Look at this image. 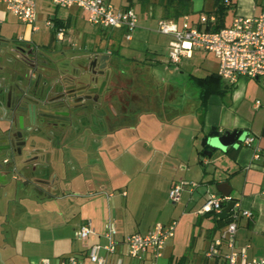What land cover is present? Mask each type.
I'll return each mask as SVG.
<instances>
[{
	"label": "crops",
	"instance_id": "crops-1",
	"mask_svg": "<svg viewBox=\"0 0 264 264\" xmlns=\"http://www.w3.org/2000/svg\"><path fill=\"white\" fill-rule=\"evenodd\" d=\"M231 1V11L237 15L235 17H253L264 12V0ZM191 2V14L186 17L190 24L197 23L199 15L213 9V0ZM4 10V5L0 4V66L4 68L0 78L7 76L8 81H31V88L44 87L48 98L61 95L65 89L63 81H35L43 68L32 71L13 58L15 48H41L30 38L27 40L22 37V41H18L19 37L13 38V45L5 40L2 27L7 21V15H4ZM156 11L161 13V7H156ZM158 19L151 22L157 24ZM182 21L183 18L180 23ZM38 31L32 32L31 29V34ZM54 40H49L48 45L42 47L49 48ZM17 43L24 44L20 46ZM196 52L201 51H195L190 58L182 59L178 66L182 65L183 60L192 59ZM215 60V70L204 66L201 68L202 73L190 71L186 81L197 88L190 81L217 74L219 63ZM214 81H221L220 89L226 86L228 90L223 94L209 96L204 109L201 108L198 88L188 96L168 82H163L165 90L145 92L143 97L131 90L129 103H124L121 97L115 103L105 90L96 101L86 100L82 112L76 113L70 103L63 110L68 118L66 127L50 130L49 133H52L48 142L36 140L34 146L29 148L44 150V154H37L39 160L32 182L35 184L32 188L36 190H27L22 186L24 194L21 189L19 192L14 190L13 198L0 207L1 264H30L26 258L17 262L16 256L10 255V247L7 245L9 241L4 236L6 230L3 228L8 216H23L27 212L38 222L37 225L22 228L23 232L28 236L29 232H33L34 242L48 251L36 264L44 258L52 264H60V260L70 256L86 259L90 247L105 243L102 234L108 223L114 224L117 240L122 243L125 237L145 233L155 223L169 224L174 220L177 222L174 235L165 244L161 257L154 258L152 253H147L139 261L123 256L122 264L204 262L203 253L225 229L226 223H217L214 214L201 215L198 211L208 195H216L215 186L224 182L231 189L228 197L253 215L250 220L242 219L239 222L235 236L236 248L245 250L250 258L263 256L264 84L260 79L244 76L239 77L233 86L227 85L222 79ZM77 82L72 81L71 86ZM138 84L139 87L142 84L151 89L163 88L162 84L158 86L159 83L155 81H142ZM98 85L95 81L91 88L95 89ZM111 87H114L111 81L105 83V89ZM168 93L172 94L170 98ZM175 105L179 108H174ZM145 118L149 119V125H146L144 135L140 128L144 127L141 121ZM127 120L133 121L131 127L122 126L121 123ZM154 121L159 124L155 132L154 127L150 131ZM23 124L26 129L31 127L29 119H25ZM211 128L221 133L240 130L244 135L243 140L249 136L254 138V142L252 146L241 145L242 141L239 142L233 148L239 149L235 157L219 151L206 157L202 154L203 149L189 146L203 138ZM127 131H130L132 140L123 152L132 151L134 163L121 161L122 151L116 154L119 152L117 147H122L123 138L129 135ZM40 135L35 132V137ZM256 149L259 151L257 158ZM15 169L29 177L28 171L21 164H17ZM159 179L165 187V205V199L175 184L195 182L198 186L195 189H184L178 202L173 203L175 207L168 211L167 205L163 209L164 204L160 206L157 203L155 184ZM25 185L31 186V182ZM16 186L19 185H15L14 189ZM162 214L167 216L161 222L159 219L163 217ZM207 222L209 226L203 229ZM85 223H90L94 234L86 241H79L76 233ZM121 251L123 248L120 245L117 254ZM117 257H111L108 264H115Z\"/></svg>",
	"mask_w": 264,
	"mask_h": 264
},
{
	"label": "built area",
	"instance_id": "built-area-1",
	"mask_svg": "<svg viewBox=\"0 0 264 264\" xmlns=\"http://www.w3.org/2000/svg\"><path fill=\"white\" fill-rule=\"evenodd\" d=\"M60 9L76 8L80 11L88 24L107 31L122 33L127 41L132 40V34L138 27V16L132 7L115 6L109 0H44ZM37 0H0L8 14L15 17L20 23L30 26L32 32L38 31L36 26ZM225 7H231V0H222ZM215 15H199L198 22L190 24L187 18L176 22L173 20L159 19L156 31L170 38L167 45V62L177 67L182 59L190 58L195 51L212 54L219 63L217 75L229 86L236 84L239 77L260 79L264 84V12L253 17H235L231 24L217 31L206 30L214 27ZM45 27L54 29L50 21L45 22ZM55 38L61 40L65 29L56 30ZM22 37L18 41H22ZM253 137H246L242 145L252 146ZM259 151L255 150V157ZM195 182H181L175 184L168 193L172 203L178 202L184 189L197 188ZM233 202L229 211L226 227L219 236L211 241L208 249L203 253L204 264H264V255L250 258L245 250L235 246V236L239 222L242 219L250 220L251 211L243 210L237 202L230 197L210 194L198 211V214H214L219 216L223 209ZM177 222L169 224L155 223L145 233H134L119 243L117 230L113 223L106 225L102 234L104 244H96L87 251L86 259L70 256L60 260V264H108L109 259L118 256L115 264H122V257L132 260H142L147 253H152L154 258L162 256L165 244L174 235ZM94 231L90 223L79 227L76 238L86 241ZM122 246L123 251L117 254V249ZM39 264H52L47 258L41 259Z\"/></svg>",
	"mask_w": 264,
	"mask_h": 264
},
{
	"label": "rangeland",
	"instance_id": "rangeland-1",
	"mask_svg": "<svg viewBox=\"0 0 264 264\" xmlns=\"http://www.w3.org/2000/svg\"><path fill=\"white\" fill-rule=\"evenodd\" d=\"M109 1L115 6H120V4H122L121 2H123V0ZM160 4V0H146V2L134 0V10L137 16L140 17L138 27L133 32L131 41H127L122 33L101 30L91 26L86 22L82 13L76 8L60 9L43 0H37L36 2V26L39 28L37 33L32 35L30 26L20 23L15 17L7 14L6 10H4V15H7V21L2 27V34L5 40L11 45H13V38L25 37L27 40L30 38L44 53L49 54V56L43 57L42 62H39V67L43 69H41L38 74V81H49L48 78L72 76L74 79L73 81H78L76 83L77 86H74V88L78 87L76 89L77 91L81 90L83 86H85L86 89L89 87L91 88L94 81H98V83L100 81H112L114 87L109 88L107 92L111 94L110 96L113 97L112 100L115 103L118 102V97H121L124 103H129L131 90L137 91L138 94L140 93L139 96L141 97H143L145 92H150L152 90L157 92V90L161 91V89L165 90L166 86L163 85V82H168L170 86L176 87L175 89L190 96L197 88L186 81L189 72L199 71L202 73L201 68L204 66L209 70H215L217 66L216 60L212 54L196 52L192 59L183 60L182 65L169 67L166 59V50L170 38L157 33L156 24L151 22V20H157L158 18L162 19V12L157 13L156 11V7L161 6ZM239 15L240 14H238V16ZM235 16L237 15H235L233 11H229L225 17V25L228 26ZM46 21H50L53 24V30L57 29L55 24L57 21H61L67 26L66 28L61 27L66 30L62 39L59 40L55 38L54 43L49 48L42 47L48 45L51 32H53V30L45 27ZM146 21L148 23H146ZM17 44L21 46L24 43ZM100 59L107 60V63L105 64L103 74L95 76V74L90 72L89 67L91 62H99ZM82 66L89 68L88 74L84 73L86 71H82ZM142 81H155L159 83L158 86L162 84L163 88L160 86V88L154 87L151 89L142 84L141 87H139L140 84L138 83ZM190 82L192 84L194 83V81ZM132 83H135L134 86H132ZM65 90L66 89H64V91ZM114 91H116V93L113 94ZM123 92L125 95H123ZM80 94V92L76 93V95ZM171 96L172 94H169V98ZM174 108L178 109L179 106L175 105ZM148 120L145 118L141 121L144 127L140 129H143L144 135L146 125H149ZM132 122L131 120H127L123 121L124 124H121L122 126L131 127L133 124ZM62 126L60 128L64 129V126ZM158 126L159 124L154 121L150 131L153 127L154 132L157 131L156 127ZM129 132L130 131H127V134H129ZM202 139L203 138L197 139L195 143H191L189 147L191 148L194 146V148L201 150ZM131 140L132 137L129 134L123 138L122 147H117L119 150V152L116 153L117 155L122 151L123 157L121 161L133 163L135 161L132 151L128 150L127 152H123L124 147L130 145ZM34 144L35 143H30L32 146H34ZM29 146L27 149L30 148ZM163 148L158 149L162 150ZM129 175L130 173L128 176ZM14 187L15 185L6 188L5 192H7L8 196L3 199L4 202L13 198L12 195L14 194V190L15 192H19L20 189H24L20 186H16L15 189ZM25 187L29 190L31 186L25 185ZM164 189V184L162 180L159 179L155 184V193L158 194L157 203L160 206L164 204ZM22 191L24 194V190ZM22 191L20 193H22ZM165 200L168 208L167 210L171 211L175 205L168 198ZM166 205H163V209ZM28 213L30 212L24 213L23 216H8L6 220L7 224L3 225V228L6 230L4 236L9 241L7 245L10 247V250L8 251H10V255L16 256L17 262L26 258L25 260L30 262V264H36L40 257L44 256L46 253L48 254V251L34 242L33 232H29V236L27 233L23 232L22 228L37 225L38 222H35L36 220H34L33 216H30ZM162 216L163 217L159 219L161 222L165 220L167 215L162 214ZM206 226H209L208 222L203 226V229ZM19 229H21V232ZM28 240H30V242ZM1 262L2 261H0V264ZM192 264H204V262L200 260L199 262H192Z\"/></svg>",
	"mask_w": 264,
	"mask_h": 264
},
{
	"label": "water",
	"instance_id": "water-1",
	"mask_svg": "<svg viewBox=\"0 0 264 264\" xmlns=\"http://www.w3.org/2000/svg\"><path fill=\"white\" fill-rule=\"evenodd\" d=\"M4 68L0 66V75L4 72ZM95 82V81H94ZM67 108L66 96L63 93L55 98H48V94L45 95L44 87L38 89L37 86L31 88V81H8L7 76L0 78V143L3 136L8 140L9 130L11 126V119L14 117L19 121V129H23L24 120L29 119V123L37 124L36 132L40 133V136L32 137V139L20 143V146L28 148L30 143H35L39 140L41 143L48 142L50 138L49 131L51 129L59 130L62 125L52 123L49 120L64 121L67 122V113L63 111ZM48 119V121L44 120ZM8 124V128L3 130L2 124ZM63 127V126H62ZM49 133V134H48ZM244 135L240 130L219 132L216 128H211L201 141V149H203V155L211 157L216 151L226 153L229 148H235L239 142L243 141ZM30 148L33 146L30 145ZM9 149H0V159L4 157L2 151ZM28 160L30 156H36L37 154H44L43 149L17 151L18 157H24ZM35 159L39 160L38 157ZM47 160V156H46ZM14 170L5 171L0 163V207H2L4 198L8 196L5 192L6 188L15 185L13 183ZM216 196L228 197L231 189L227 183H220L215 186ZM233 207V202H230L219 215L220 221L227 222L229 211Z\"/></svg>",
	"mask_w": 264,
	"mask_h": 264
},
{
	"label": "flooded vegetation",
	"instance_id": "flooded-vegetation-1",
	"mask_svg": "<svg viewBox=\"0 0 264 264\" xmlns=\"http://www.w3.org/2000/svg\"><path fill=\"white\" fill-rule=\"evenodd\" d=\"M13 55L18 62L24 64L25 66H27L30 70L32 71H36L39 68V62L43 61V57L46 56V54L39 48H34L31 46H26V47H18L15 48L13 50ZM107 63V60L104 59H100V61H93L90 64V72H92V74L96 75H102L104 72V68H105V64ZM82 71H86L84 73L88 74V70L89 68L82 66ZM97 68V69H96ZM83 74V73H82ZM84 75V74H83ZM49 81H63L65 84L64 88L66 89L64 91V94L66 96V102H67V107H69V104L72 103L73 105V109L75 110V112H82L84 111V102L86 100L89 101H96L99 96L101 94H103L104 90L106 92V94H108L107 96H110L111 94H109L107 92V89L104 88L105 83L107 81H100L99 85L97 88L93 89V88H87L85 86L82 87L81 90L77 91L76 89L78 88H74V86L72 85V81L74 80L72 78V76L70 77H61V78H48ZM82 80V79H81ZM35 81H38V79H36ZM98 82V81H97ZM110 82V81H109ZM112 82V81H111ZM77 86V85H76ZM114 89V88H113ZM81 93L80 95H76V93ZM116 93V91L113 92V94ZM83 103V104H81ZM45 121L48 119H44ZM52 123H57L59 125H63L64 127H66L67 122L64 121H55V120H49ZM31 124V123H30ZM8 124H2L1 128L3 130H6L8 128ZM37 129V124H31L30 128L24 127L23 129H19V121L18 119H16L15 117L13 119H11V126H10V130H9V137L8 140H6V137L3 136L2 140L4 142L0 143V149H9V151L3 150L2 154H5L4 157H1L0 159V163L2 164L3 168L5 171H9V170H14V174H13V183L15 185H19V186H25V184H29L31 182V187L29 189H31L32 187H34V174L36 172V165H37V159H35L36 156H30L29 159L27 160L25 158V154L24 157H18L17 156V151H24L26 148L20 146V143H23L26 140H29L28 138L32 139V137L35 136V130ZM53 130V129H51ZM52 133V132H50ZM54 134V132H53ZM34 149H31V151ZM17 164H21L23 167H25L26 171H28L29 173V177L24 176L23 172L21 170L15 169V167L17 166ZM26 189V188H25ZM33 191H35V188H32ZM31 189V190H32Z\"/></svg>",
	"mask_w": 264,
	"mask_h": 264
},
{
	"label": "trees",
	"instance_id": "trees-1",
	"mask_svg": "<svg viewBox=\"0 0 264 264\" xmlns=\"http://www.w3.org/2000/svg\"><path fill=\"white\" fill-rule=\"evenodd\" d=\"M142 2H146V0H140ZM213 9L209 12H206V15H215L216 17V23L214 27H206V30L209 31H217L219 29H222L225 27V17L229 13V11L232 10L231 7H225L222 4V0H213ZM161 2V10H162V19L166 20H173L176 22H180V20L184 17H187L191 14V0H160ZM134 3V0H124V5L132 7ZM57 29L61 27H67L66 25H63V22L57 21L56 23ZM56 31H53L50 36V42H52L55 39ZM221 78L217 74H211L210 76L203 78V79H197L194 81L197 88L200 90V100H201V108L204 109L207 100L209 96L213 94H223L227 92V87H222L220 89V83L221 81H214V80H220ZM219 87V88H218ZM218 88V89H216ZM264 135V130H263ZM242 145V144H241ZM240 145V146H241ZM239 146V147H240ZM239 149L234 150L233 148H229L227 150V154H229L231 157H235ZM215 219V222L220 223L221 221L218 219V216Z\"/></svg>",
	"mask_w": 264,
	"mask_h": 264
}]
</instances>
